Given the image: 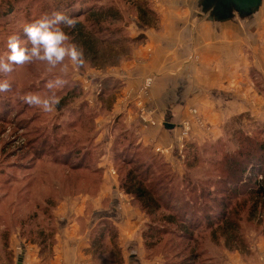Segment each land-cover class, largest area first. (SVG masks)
<instances>
[{
  "label": "rangeland",
  "instance_id": "374dc122",
  "mask_svg": "<svg viewBox=\"0 0 264 264\" xmlns=\"http://www.w3.org/2000/svg\"><path fill=\"white\" fill-rule=\"evenodd\" d=\"M62 1L20 0L15 3L11 14H0V56H4L8 51L7 39L10 35L17 34L22 40L25 39L23 34L25 24L31 23L45 13L53 12L55 7L58 9L56 11L67 13ZM88 1V5L90 3L95 6L113 5L122 13V23L105 25L113 29L120 27L122 31L119 37H128L133 40L143 35V40L116 41L117 37H113L108 40V44L104 45L101 59L95 62L87 60L81 68H73L69 65L68 74L63 77L67 83L57 89L56 93L60 99L72 93L74 89H78L79 93L77 97L65 99L63 109L75 103L85 102L89 110L96 113L93 117H96L101 102L104 103L105 108L112 110L116 100L118 102L119 99V102L122 100V104L120 102L117 110L110 113L111 115L107 118L109 123H114L116 120L122 122L119 125L121 130L125 131L122 113L133 109V111L136 110L137 119L144 127L157 126L154 117L147 115V112L153 108L149 93L155 81L145 77L137 88H128L122 82L111 87L115 80L111 76L117 77L118 69L130 68L134 52L146 41V33L159 30L162 19L159 14L161 0H142L146 8L154 14V22L143 29L136 18L138 4H130L127 0ZM184 1L164 0L165 3L178 7L183 6ZM0 10H2L1 6ZM78 21H83V18L81 17ZM102 37L105 38L104 35ZM115 52L120 54L118 58H115ZM59 74V68L49 73L46 71V66L39 63L17 67L7 77L12 84L11 91L0 93V197H2L0 264H10L3 253V250L6 251L4 230L9 232L7 245L12 242L11 246L16 247V239L13 235L20 237L21 231L28 241L39 244L41 237L48 238L50 234L54 235L55 228L60 232L59 241L77 238L73 241L75 246L87 237V246L82 250L85 258L75 257L76 264H264V199L259 200L263 204H259L260 207L251 216L249 207L254 201H246L247 195L240 188L242 183L237 182L235 192L239 194H234L233 186L229 185L232 182L222 174L225 169L224 161L229 159L233 164L245 162L243 174H236V177L241 175L243 178L247 177L249 167L247 169L244 167L253 164L250 161L251 158L243 157L246 151H250L251 156L254 155L256 160L264 159V152L260 150L264 145V130H261L264 128V118L260 119V117L264 115L249 112L241 114L223 112L217 122L219 124L212 125L207 123L201 115L190 111L191 118L182 120L176 126L174 139L176 145L172 148L171 159L166 161L165 155L154 153L157 160L152 161L155 163L154 171L151 172L153 178L163 186L172 184L171 187L174 190L183 192L184 196L177 199L183 201L184 210L189 212L187 214L193 213V217L197 219L203 220L206 215L215 217L219 210H222L221 207L220 209L215 207V204L220 203L224 197L231 196L225 217L234 224L229 226L230 229L224 226L222 229L215 230L220 225L218 223V226L204 230L203 223L200 225L198 222L199 227L204 226V229L195 232L191 239L176 237V234L172 232L175 229L174 226H169L168 230L160 234L154 231L155 228L164 225L158 219L161 216H167L169 212L162 208L157 216H148L141 211L131 197L126 196L120 189L119 180L125 174L124 169H129V166L125 167L118 160L115 165L113 160L112 162L103 160L99 171L92 170H96L95 158L96 161L100 159L98 150H95L94 155L91 156L93 161L90 159L86 167L73 172L65 168L53 167L50 162L45 163L41 159L38 161V137L43 138L58 132H53L52 129L56 120L55 115L59 112L43 113L38 108L23 103L20 97L29 92L47 94L48 90L45 87L47 81ZM4 78L0 76V79ZM109 78L112 80L108 85L109 93L107 96H102L100 93L102 83ZM149 80L151 84L146 86ZM258 85V80L252 81L251 89L255 97L250 99V104L255 110L264 106L258 107L264 102V91L259 90ZM60 89L63 90L59 91ZM115 90H117L116 94H114ZM217 93L214 90L205 91L209 98H213ZM141 114L155 125L152 126L151 122L144 124L140 119ZM63 118L66 119V117ZM99 121L100 119H97L95 124L84 121L76 125L72 133L77 138L83 139L87 135L90 138L91 129H100ZM192 127H195V130ZM103 129L98 138H101L109 147L113 136L107 128ZM49 141L52 142L51 137ZM66 148L62 147L60 152H64ZM213 163H219L220 166L217 164L214 167ZM220 178L222 181H219ZM113 186L116 188L113 189ZM192 187L197 188L195 193L191 192ZM224 187L231 191L228 193L231 195L223 196L219 193ZM51 197L56 198L58 205L56 212L54 211L57 221L46 218L47 215L39 211L38 206L32 204V200L36 198L48 201ZM171 207L177 211L180 208L178 204ZM234 207H236L235 211ZM73 211L76 212L74 216L71 215ZM68 212L70 216H67ZM1 224L7 225L8 229L3 228ZM46 224L55 227L53 233L48 231L50 227L45 226ZM104 228L106 230L103 239L100 243H96ZM37 233L38 240L35 238ZM232 233H235L233 236H237L236 241H232L230 236ZM156 234L160 235L156 236ZM147 235L151 237L145 239L144 236ZM25 237L21 236L20 239L30 244L31 242L25 241ZM54 243L55 241L53 245ZM35 246L39 248V245ZM17 253L19 255L21 253L19 248ZM38 257V264H50L51 250L48 255L43 257L38 255ZM12 258L14 264L16 260L14 256Z\"/></svg>",
  "mask_w": 264,
  "mask_h": 264
},
{
  "label": "crops",
  "instance_id": "0c3cea01",
  "mask_svg": "<svg viewBox=\"0 0 264 264\" xmlns=\"http://www.w3.org/2000/svg\"><path fill=\"white\" fill-rule=\"evenodd\" d=\"M160 5L162 19L159 30L146 33L145 43L134 52L130 61L131 67L118 69L117 77L111 76L115 78L111 87L122 82L128 88H137L145 77L155 81L149 100L153 106L150 112L157 126L144 127L137 119L136 110L132 109L122 113L124 130L133 135L136 145L147 148L153 154L162 153L169 161L172 148L176 145V126L182 120L191 118L190 111L201 115L212 125L219 124L217 122L223 112L264 115V106L261 107L264 102L258 105L261 107L259 110L250 104V99L255 97L251 89L252 81L258 80L259 90L264 91V0H260L255 9L244 12L225 0H185L180 7L161 0ZM209 90L218 93L209 98L205 94ZM120 102L116 100L112 110L105 108L101 102L98 115L90 123L95 124L97 119L101 123L100 129H91L92 136L89 138L95 150L99 151L100 159L96 161L95 171L100 170L103 160L112 162L113 138L111 146L107 147L98 136L104 127L113 136L114 126L122 123L107 121ZM80 104L75 103L72 109ZM165 123L173 125V129L165 128ZM192 128L195 130V127ZM57 208L58 205L51 213V218L56 221ZM75 213L73 211L71 215ZM67 216H70L69 212ZM59 233L55 228L51 245L45 251L13 235L16 247L9 242L7 252L3 250L4 257L10 264H13V256L16 260L14 264H38V255L43 257L51 250L50 264H76L75 257L84 259L82 250L87 246V237L75 246L73 241L77 238L59 241ZM17 248L21 251L20 255Z\"/></svg>",
  "mask_w": 264,
  "mask_h": 264
},
{
  "label": "trees",
  "instance_id": "16d2710c",
  "mask_svg": "<svg viewBox=\"0 0 264 264\" xmlns=\"http://www.w3.org/2000/svg\"><path fill=\"white\" fill-rule=\"evenodd\" d=\"M18 1L20 0H2L0 3V6L2 8V10H0V14H11L14 11L15 3H17ZM87 1L88 0L62 1V4H64V8L67 10L66 14L77 19V21L81 19V17L83 18V21H78L75 29H65V31H68L73 40L83 48L85 53V61L88 60L91 62H95L96 60L101 59L103 57L101 56V54L104 45L108 44V40L113 37H117L116 41L118 40L135 42L143 40V35H139L133 40L129 39L128 37H119L120 32L122 31L120 27H116L115 29L105 27V25H113L123 22L122 13L116 7H114L113 5L108 6L101 4L95 6V4L92 3L88 5ZM127 2H129L130 4H138L136 5V7L138 8L136 18L139 21V26L141 27V29L151 26L152 22H154V14L151 10L146 8L142 0H127ZM56 9L57 7L54 8V11H56ZM103 35L105 36V38L102 37ZM109 51H111V49ZM119 55V53L115 52V58H118ZM111 81L112 80L110 78L103 81L100 91L102 96L108 95V85ZM62 90L63 89H60L59 91ZM78 93V89H74L72 93H68L67 96L60 99L61 102L58 107L59 113L55 115L56 120L54 121L52 129L53 132H58H52L53 134L43 136V138H40L41 136L38 137V161L39 159H41L45 163L50 162L53 167L65 168L71 170L72 172L73 170L84 168V166L86 167V164L90 162L91 156H93L95 153V148L92 147L93 144L91 143L88 135L84 136L83 139L77 138L74 136L75 134L72 133V129L75 128L76 125H79L84 121H87L90 124L93 116L96 113H94L91 109L89 110L84 102H81L80 105L73 109L72 105H70V107H68L67 109H63L65 108V99H68V97H77ZM39 115L42 116L41 113H39ZM63 117H66V119H64ZM119 124L120 123H117L114 126L111 154L114 165L118 160L119 163H121L125 167L129 166V169H124L126 170L125 174L123 175V178L119 180L121 191L126 196L131 197L139 205L141 211H144L148 216H157L159 210L162 208H165L169 212L167 216H161L162 220L161 218L158 219L162 221L164 225L160 226L159 228H155V233L162 234L169 229V226H174L175 229H173L172 232L176 234V237L191 239L193 237L192 235L199 230L202 231V229H204V226V230H206L220 223V225H217L218 227L215 229L219 230L224 226L229 227L230 225L234 224L225 217V213L229 208V198L231 196L228 198L224 197V199L220 201V203L215 204V207H218L219 209L220 207L222 208V210L220 209L219 213L216 214L217 217L215 216L212 218L210 216L207 217L206 215V217L202 220L197 219V217H193V213H191L192 215H188L189 212L184 210L185 207L183 206V201L177 199V197L181 198L184 196L183 192L174 190L173 187H171L172 184L163 186L161 183H157V180L153 178L151 172L154 171L155 163L152 161L157 160V157L147 148H142L136 145V139L133 137V135L126 131H122ZM261 130H264V128H261ZM50 137L52 139L51 143L49 141ZM247 143L250 144V142ZM60 147L67 148L64 152L61 153ZM260 150L264 152V145H262V148ZM45 156H47V158H43ZM243 157H248V159L251 158V163L253 165L257 164L253 167V165H251L250 161L248 160L250 165H246L244 167L246 169L249 167V173L247 174V177L244 176L243 178L242 175L241 177H236V174H243L245 170L243 169V165L245 164V162L243 161V164L242 162L233 164L232 160L229 159L224 161L225 169L222 174L226 175V177L229 178L232 182V184L229 185L233 186L232 191L234 192V194L237 193L235 192L236 185H238L237 182L242 183V186L240 188L241 190L243 189L244 193L247 195L246 201H254L251 202V206L249 207V212H252L251 216H253V214H255V212L258 210L257 208L260 207L259 204L264 203H260L259 201L260 199H264V159H254V155L251 156L250 151H246V154L243 155ZM91 161H93V159H91ZM94 161L96 163V158ZM160 162L163 163V161L161 160ZM218 162L221 163V161ZM219 163H213V166L216 167V165H219ZM92 170L95 171V169ZM87 173L91 174V172ZM14 178L16 179V177ZM219 181H222L221 178ZM196 189V187H192L191 192L195 193ZM229 192L231 191L224 187L220 189L219 193H222L223 196L225 194L229 196L231 195V193L228 194ZM1 199L2 197H0V202ZM32 204L38 206L39 211H41L43 214H46V218L48 219L51 218L52 210H54L57 206L56 198L53 199V197H51L48 201H43L39 198H36L32 200ZM177 204L180 206V208H178V211L174 210L171 207V205ZM235 208L236 207H234V211ZM198 222H200V225L203 223L204 226L199 227ZM1 226H3V228L5 229H8V226L5 224H1ZM45 226L50 227V229H48L49 232H54V228L50 226V224H46ZM105 230V228L102 230V233L98 237L96 243L101 242ZM160 234H156V236ZM3 235L5 237L4 244L5 246H7L6 240L9 236V232L7 230H4ZM233 235H235V233H232V235H230L231 239L232 241H236L237 236ZM21 236L25 237L22 231L20 238ZM52 236L53 234H50L48 238L47 236H45L44 238L41 237L40 243H37L36 245H39V248L42 251H45L46 249H48L49 244L52 242V240H49V238H52ZM149 237L151 236H144L145 239ZM35 238H37L38 240V233ZM25 241H28V239L26 238ZM49 241L50 243L48 244ZM28 242L32 243L33 241Z\"/></svg>",
  "mask_w": 264,
  "mask_h": 264
},
{
  "label": "clouds",
  "instance_id": "9594fccd",
  "mask_svg": "<svg viewBox=\"0 0 264 264\" xmlns=\"http://www.w3.org/2000/svg\"><path fill=\"white\" fill-rule=\"evenodd\" d=\"M78 21L62 11L45 13L38 19L27 23L23 27L24 40L17 34L7 39V53L0 56V93L9 92L12 84L7 77L17 67L42 64L46 71L53 73L59 68L60 74L47 81V94L29 92L20 97L28 106L36 107L46 114L58 111L60 97L56 90L62 88L67 80L63 77L68 74L69 65L81 68L85 64V53L65 29H75ZM151 81L146 82V86Z\"/></svg>",
  "mask_w": 264,
  "mask_h": 264
},
{
  "label": "water",
  "instance_id": "95a60500",
  "mask_svg": "<svg viewBox=\"0 0 264 264\" xmlns=\"http://www.w3.org/2000/svg\"><path fill=\"white\" fill-rule=\"evenodd\" d=\"M231 2L238 11H249L255 9L259 5L260 0H225ZM167 129H173V125L164 124Z\"/></svg>",
  "mask_w": 264,
  "mask_h": 264
},
{
  "label": "built area",
  "instance_id": "2783aa9c",
  "mask_svg": "<svg viewBox=\"0 0 264 264\" xmlns=\"http://www.w3.org/2000/svg\"><path fill=\"white\" fill-rule=\"evenodd\" d=\"M144 94H145V93H144ZM147 115L150 116V115H152V113H151V112H147ZM140 119L142 120V122H143L144 124H147V123L151 122L150 124H151L152 126L155 125V124H153L152 121L148 120V118H146L145 115H143V114L140 115Z\"/></svg>",
  "mask_w": 264,
  "mask_h": 264
}]
</instances>
